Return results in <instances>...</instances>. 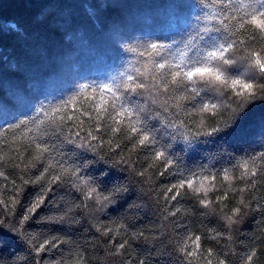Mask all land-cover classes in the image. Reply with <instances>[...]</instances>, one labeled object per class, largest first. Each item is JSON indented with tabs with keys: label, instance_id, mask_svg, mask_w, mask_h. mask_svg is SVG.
Here are the masks:
<instances>
[{
	"label": "trees",
	"instance_id": "trees-1",
	"mask_svg": "<svg viewBox=\"0 0 264 264\" xmlns=\"http://www.w3.org/2000/svg\"><path fill=\"white\" fill-rule=\"evenodd\" d=\"M203 13L199 0H0V100L7 97L11 108L13 92L27 94L32 104L25 113L27 116L41 105L61 104L75 95L82 84L98 85L119 78L121 72L142 59L130 49L142 50L151 42L172 44V51L182 48L196 34L201 25L198 17ZM201 95L212 102L226 99L211 90ZM71 111L69 105L70 114ZM161 115L167 114L161 110ZM205 115L208 117L205 123L210 124L213 119H227L229 110L221 109L217 117ZM20 118L19 112L0 113V133L6 138L0 139V156L4 158L0 161V172L7 177L6 180L0 177V198L9 200L8 208L0 205V219L18 223L26 207L50 186L45 205L25 227L41 240L55 236L64 242L37 258L29 245L0 230V264H34L35 259L46 264H73L78 254L85 264H138L140 260L145 264H181L183 258L175 250V243L189 235L201 236L202 250L212 249L214 253L226 250L229 264H242L251 250L257 253L255 264H264V211L259 210L264 208V176L253 177L257 183L244 193L246 199H252L254 208L246 209V214L231 228L223 218L240 206L241 198L223 180V170H231L238 161L264 151V103L257 102L229 135L201 137L191 147L175 143L172 152L179 158V167L167 171L161 161L152 158L153 149L138 147L131 151V144L123 137L115 151L103 143L100 150L112 157L108 164L96 162L90 152L64 144L62 154L67 166L81 167V176L92 178L101 195L107 194L111 187V182H102L107 172L115 173L122 178L117 182L128 187L127 196L103 209L94 199H85V191L74 187L67 177L64 182L50 185L45 181L23 184L20 177L35 180L40 166L26 172L15 166L19 163L15 150L18 145L11 140L19 130L14 133L8 130V125ZM82 118L90 123L87 116ZM180 119L186 120L195 131L200 116L193 113ZM99 135L105 141L111 137L110 132ZM157 135L160 145L167 143V137ZM112 147L115 148V143ZM30 151L26 144L21 146L24 155ZM121 161H130V165ZM142 171L143 177L138 175ZM180 172L184 176L217 175L208 193L211 201L208 208L199 203L203 193L197 196L187 188L180 190L182 195L176 200L165 198L171 195L167 189L183 178ZM230 174L233 186L242 187L240 170ZM225 192L228 198L218 199ZM10 197L18 199L15 208L10 205ZM170 211L176 215H169ZM66 212L65 222L55 219ZM121 224L127 232L120 229L117 241L134 233L143 236L129 239L122 254L112 255L114 245L95 226L115 230Z\"/></svg>",
	"mask_w": 264,
	"mask_h": 264
},
{
	"label": "snow or ice",
	"instance_id": "snow-or-ice-1",
	"mask_svg": "<svg viewBox=\"0 0 264 264\" xmlns=\"http://www.w3.org/2000/svg\"><path fill=\"white\" fill-rule=\"evenodd\" d=\"M199 4L204 9L203 15L198 17L201 25L182 48L172 51V44L151 42L142 50L130 49L142 59L136 60L112 82L82 84L68 100L51 107L41 105L31 116L25 114L32 106L31 97L27 94L13 92L11 108L7 97L0 100V113L15 111L21 113L22 117L8 125V130L14 133L19 130V134L11 140L12 144L18 145L15 150L19 163L15 166L23 172L40 166L35 180L25 179L23 175L20 177L23 184L45 181L50 185L64 182L67 177L74 187L85 191V199H94L101 209L106 208L118 198L127 196L128 187L117 182L122 178L107 172L102 182H111V187L107 194L101 195L92 178L81 176V167L67 166L62 154L64 144L90 152L96 162L108 164L112 157L100 150L103 143H107L110 151H115L120 147L119 139L123 137L131 144V151L138 147L153 149L152 158L161 161V166L167 171L179 167V158L172 152L175 143L181 142L191 147L201 137L229 135L257 102L264 103V0H199ZM209 90L226 97L225 101L206 100L201 94ZM69 105L72 106L71 114ZM171 109H175V112ZM221 109L229 110L227 119H213L210 124L205 123L208 119L205 114L217 117ZM161 110L167 115L162 116ZM193 113L200 116L195 131L190 129L186 120L180 119ZM85 116L90 123L82 118ZM150 121H158L159 124H151ZM101 132H110L111 137L105 141L104 136L99 135ZM158 133L167 137V143L160 145ZM0 139H6L3 133H0ZM204 142L207 143L206 140ZM114 143L115 148L112 147ZM24 144L32 149L27 156L21 152ZM3 159L0 156V161ZM121 162L130 165V161ZM235 170H240L242 187L232 184L233 176L230 173ZM138 175L143 177L145 172ZM179 175L183 178L167 189L171 195L165 198L176 200L182 195L180 190L187 188L197 196L203 193L199 203L208 208L211 203L207 198L208 193L214 187L212 182L217 180V175L192 173L184 176L182 172ZM259 176H264V151L238 161L231 170H223V180L229 183L230 190L241 194L240 206L234 207L231 215L223 217L229 228L238 223L239 217L246 214V209L254 208L252 199H246L244 193L257 183L253 177ZM0 177L7 179L3 172H0ZM48 191H51L50 186L45 194L37 196L26 207L18 223L0 219V230H6L17 242L29 245L37 258L64 242L55 236L41 240L25 227L26 222L45 205ZM16 194L18 196L19 191ZM227 198V192L218 197L220 200ZM17 203L18 199L10 197L12 208ZM0 205L8 208L9 200L0 198ZM259 210L264 211V208ZM169 215L174 216L176 212L170 211ZM66 217L67 212L55 219L65 222ZM68 219L70 221L71 218ZM95 227L114 245L112 255L122 254L129 239L143 236V233H134L117 241L115 237L120 235V229L127 232L123 224L115 230ZM110 232H114V235H110ZM200 241L201 236L189 235L175 243V250L183 258L181 264H213V260L216 264H229L226 250L223 253H214L212 249L202 250ZM256 257V251L251 250L243 258L242 264H255ZM34 264L46 262L35 259ZM73 264H85L82 255L78 254ZM138 264H145V261L140 260Z\"/></svg>",
	"mask_w": 264,
	"mask_h": 264
},
{
	"label": "rangeland",
	"instance_id": "rangeland-1",
	"mask_svg": "<svg viewBox=\"0 0 264 264\" xmlns=\"http://www.w3.org/2000/svg\"><path fill=\"white\" fill-rule=\"evenodd\" d=\"M136 13V12H135ZM135 16H136V14H135Z\"/></svg>",
	"mask_w": 264,
	"mask_h": 264
}]
</instances>
